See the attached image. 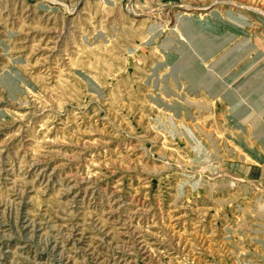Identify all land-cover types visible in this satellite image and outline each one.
Instances as JSON below:
<instances>
[{
    "label": "rangeland",
    "instance_id": "obj_1",
    "mask_svg": "<svg viewBox=\"0 0 264 264\" xmlns=\"http://www.w3.org/2000/svg\"><path fill=\"white\" fill-rule=\"evenodd\" d=\"M0 264H264V0H0Z\"/></svg>",
    "mask_w": 264,
    "mask_h": 264
}]
</instances>
